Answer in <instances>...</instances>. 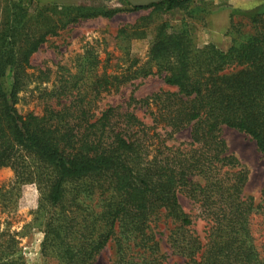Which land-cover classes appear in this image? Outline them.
<instances>
[{"label":"trees","instance_id":"obj_1","mask_svg":"<svg viewBox=\"0 0 264 264\" xmlns=\"http://www.w3.org/2000/svg\"><path fill=\"white\" fill-rule=\"evenodd\" d=\"M188 1L131 10L165 14ZM22 2L17 5L23 11ZM64 10L66 25L115 15L82 6ZM46 11L31 18L16 13L0 24V169L14 170L13 186L2 197L11 199L17 184L37 186L43 253L58 246L60 264H94L113 243L116 264H163L156 231L161 219H169L167 244L187 264H264L251 233L253 216L264 208L243 195L247 173L220 136L224 127L243 133L264 156L263 26L253 39L221 51L197 46L186 27L170 32L159 24L147 62L128 76L94 74L86 80L89 87L66 82L52 95L68 96L69 104L47 108L42 116L20 115L14 105L27 85L29 58L60 24L44 18ZM152 68L175 91L135 102L148 111L149 124L118 108L94 114L100 91L117 90L130 76H149ZM8 72L12 84L6 91ZM186 129L189 144H166ZM180 197L205 222L203 238L191 229ZM0 264H25L11 237L0 246Z\"/></svg>","mask_w":264,"mask_h":264},{"label":"rangeland","instance_id":"obj_2","mask_svg":"<svg viewBox=\"0 0 264 264\" xmlns=\"http://www.w3.org/2000/svg\"><path fill=\"white\" fill-rule=\"evenodd\" d=\"M17 1L19 0H0V24L9 15L17 13L31 18L44 8L48 9L43 12L44 18L60 20V24L57 23L29 58L31 68L26 71L27 85L14 105L20 115L32 113L42 116L47 108L58 110L63 104H69L68 96L52 95L66 82L69 85L72 82H78V85L84 83L89 87L94 74L118 79L123 74L128 76L147 62L154 28L159 24H165L170 32L186 27L197 46L211 44L221 51H226L235 42L237 45L246 43L261 33L262 26L264 29V14H253L255 12L244 7L237 9L239 0H190L165 14H152L153 8L132 11L124 0H85L83 5L73 7L113 11L115 15L111 18L79 19L67 25L64 23L68 16L64 6L41 3V0H30L28 4L24 0L22 11ZM221 8L230 9L229 27L223 33L215 30L212 25L213 16ZM62 24L65 26L62 27ZM31 30L27 29V32L30 33ZM91 68L93 70L88 71ZM151 71L152 74L146 77L130 76L117 90L100 91L94 114L97 115L109 107L118 108L122 112L133 113L143 123L149 124L148 111L135 102L159 92L175 91L163 83V74L157 73L154 68ZM87 79L90 82H86ZM2 83L8 91L12 84L10 72ZM220 136L227 154L235 158L247 173L243 195L252 198L256 205L264 208V156L243 133L224 127ZM189 143L190 129L174 134L166 142L172 147H184ZM13 183L14 170L9 167L1 168L0 246L11 237L16 242L18 255L25 264H60V247L52 246L46 253L42 251L45 220L41 222L37 217L39 189L34 183L17 184L12 191V198L6 201L8 197L3 198L2 195L12 188ZM180 204L191 220V229L203 238L207 227L199 217L196 206L184 197H180ZM157 226L156 237L165 258L163 264H187V261L173 254L167 244V237L173 229L171 221L161 219ZM251 233L261 257L264 258V213L253 216ZM94 264H116L113 243H109L99 252L94 258Z\"/></svg>","mask_w":264,"mask_h":264},{"label":"crops","instance_id":"obj_3","mask_svg":"<svg viewBox=\"0 0 264 264\" xmlns=\"http://www.w3.org/2000/svg\"><path fill=\"white\" fill-rule=\"evenodd\" d=\"M44 2L64 7H73L83 5L85 0H41V3ZM236 7L237 9H242V7H244L246 10L255 12L253 14H264V0H239ZM229 14L230 9H219L212 18L213 28L220 33L226 32L229 27Z\"/></svg>","mask_w":264,"mask_h":264},{"label":"water","instance_id":"obj_4","mask_svg":"<svg viewBox=\"0 0 264 264\" xmlns=\"http://www.w3.org/2000/svg\"><path fill=\"white\" fill-rule=\"evenodd\" d=\"M132 8H146L149 6L177 0H124Z\"/></svg>","mask_w":264,"mask_h":264}]
</instances>
